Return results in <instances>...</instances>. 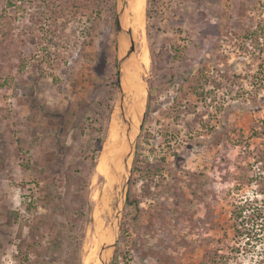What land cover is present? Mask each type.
<instances>
[{
  "label": "rangeland",
  "instance_id": "1",
  "mask_svg": "<svg viewBox=\"0 0 264 264\" xmlns=\"http://www.w3.org/2000/svg\"><path fill=\"white\" fill-rule=\"evenodd\" d=\"M114 9L116 0H0V264H63L51 249L63 214L47 202L56 175L98 163L113 117L126 126L114 82L130 43ZM132 12L127 0L126 27ZM139 28L138 124L150 104L131 172L112 162L109 176L91 167L80 180L90 200L81 264H100L119 203L109 264H264L263 247L238 245L232 228L235 205L258 189L248 177L264 173V0H158L150 19L146 0Z\"/></svg>",
  "mask_w": 264,
  "mask_h": 264
},
{
  "label": "trees",
  "instance_id": "2",
  "mask_svg": "<svg viewBox=\"0 0 264 264\" xmlns=\"http://www.w3.org/2000/svg\"><path fill=\"white\" fill-rule=\"evenodd\" d=\"M158 0H147V18H152L153 10L157 4ZM116 9L113 10L116 15ZM115 24L117 28V20L115 18ZM107 64V60L104 57L102 61L99 63V70L104 71L105 66ZM116 81L114 84L118 88L119 85V71L116 74ZM150 98L147 101V109L148 112ZM112 107L109 105V110ZM102 133L104 132V128L101 127L99 129ZM254 134H259L258 130H254ZM99 147L102 146L103 138L99 140ZM60 154H63L60 152ZM91 156H89L90 158ZM96 160L93 159L92 165H87L84 168V172L81 170H77L76 175H71L68 170L71 167H67V171H58L60 170L61 165H57L58 169L56 175V180L54 183L55 190L52 189L51 193L47 195L48 204L52 205L56 211L61 210L62 216L55 217L54 220L57 223L61 224L59 235L56 236L51 243L53 246L51 249H54L56 252L59 251L60 256L55 257V261H60L63 264H81V238L78 233V229L82 226V222L88 219L89 211H90V200L87 195L86 189H84L83 184L80 180H85L86 177L84 174L89 172L92 168L96 167ZM252 165V163H250ZM88 174V173H87ZM86 174V176H87ZM77 177V180H76ZM75 178V183L72 181V184L75 186L71 189L74 195L67 196L70 190L71 180ZM67 181V185H63L62 183ZM248 183L253 185L254 183L258 186V189L255 190V197H243L240 199L239 203H237L232 211V228L234 232V240L235 242L241 246V244L253 246V248L263 247L264 249V197L258 198V194L264 196V173H260L257 175H251L248 177ZM78 184V185H76ZM65 189V190H64ZM67 197L69 203L67 204ZM56 201H59L60 204L56 205ZM75 204V205H74ZM59 215V214H58ZM87 218V219H86ZM79 221V222H78ZM62 241L66 242V248H62ZM239 248V247H237Z\"/></svg>",
  "mask_w": 264,
  "mask_h": 264
},
{
  "label": "bare ground",
  "instance_id": "3",
  "mask_svg": "<svg viewBox=\"0 0 264 264\" xmlns=\"http://www.w3.org/2000/svg\"><path fill=\"white\" fill-rule=\"evenodd\" d=\"M145 4H146V0H132V11H133L132 13L133 14L131 16L132 18L129 17V19H128L129 25L131 28L133 26L137 29L139 27H140L139 29H141V30L144 29ZM141 43H142L143 47L141 49V53L139 56H140L141 61L144 64H148L150 62L149 49H148V46L144 40H141ZM136 66H138V65H136ZM134 67H135V64L132 61H130L129 64L125 63L122 67L123 76L124 77L127 76V80H128V84L124 88L126 91V100H125L124 104L126 106V103H129V102L131 103L129 108L127 107L129 110V114H130L129 119H130L131 123L127 124V125L125 124L126 126H124L123 131H122V126L118 125L117 119L115 117H113V119L111 121V125H110V131H109L108 138L104 143L102 153L100 155L99 161H98L97 166H96L97 172L101 175H104V176L105 175L109 176V172H110L112 162H113L114 168L117 171L119 170L122 172L126 169V164H127L126 162L128 160L127 155H128L129 150H130L129 149L130 144L132 143V141L134 139L135 126H137L138 122H139L138 115L140 113L142 101L138 105V99L142 96L140 94V91H143L142 90L143 88H142L141 84L139 83V81L137 80L136 74L134 72L135 71ZM125 69L128 70L127 74H125ZM140 76H141V74H140ZM137 85L140 87L139 88L140 90L138 89ZM132 94H133L132 101H130ZM123 135H125L124 138H123ZM132 137H133V139H132ZM131 139H132V141L130 143H128ZM118 142L128 143V144H124V145L120 144V145H118V147H116ZM112 181H113V179H112ZM108 208H110V207H108ZM111 213H112V211H111ZM100 233H101V231H100Z\"/></svg>",
  "mask_w": 264,
  "mask_h": 264
},
{
  "label": "water",
  "instance_id": "4",
  "mask_svg": "<svg viewBox=\"0 0 264 264\" xmlns=\"http://www.w3.org/2000/svg\"><path fill=\"white\" fill-rule=\"evenodd\" d=\"M126 9H127V0H116L117 32H118V35L120 37L122 35H124L130 43L129 48L126 50L124 55L119 57V59H118V69H119L118 71L120 73L118 91H119V98H120V105H121L122 113L125 117V121H126V125H127V124H130L131 121L129 119V115L127 113L126 106L124 104V102H125V89L122 85L121 72H122V67L125 63L133 61V56L136 52V47H135V41H134V37H133V30L130 27L125 26ZM143 93H144V89H143ZM142 100H143V98H142ZM146 104H147V102H146ZM145 114H146V110L140 119V123L137 126H135L134 139H133L132 143L130 144V148H129L130 150H129L128 155H127L128 160L126 162L127 163L126 164V170H127L128 174L131 172L130 159H131L132 154L134 153V149L136 146V139L138 136L137 131H138V129L142 128L143 118H144ZM128 183H129V175H128L127 180H126V185H125L126 187L128 186ZM125 192H126V190H124V196L120 197L121 204L122 203L124 204L126 201ZM117 211H118V214L116 215L115 220H114V224H113L114 239L112 241L104 244V246L102 248V252L100 254V264H109V259H108L109 253L108 252H109V250L115 248L118 237H119V219H120V214L122 211V205H120V203H119V207H118Z\"/></svg>",
  "mask_w": 264,
  "mask_h": 264
}]
</instances>
